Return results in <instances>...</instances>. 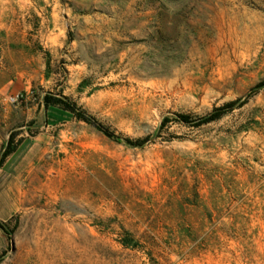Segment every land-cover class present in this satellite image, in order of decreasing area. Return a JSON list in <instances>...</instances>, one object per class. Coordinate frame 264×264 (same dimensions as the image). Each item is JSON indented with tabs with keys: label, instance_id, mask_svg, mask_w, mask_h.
Listing matches in <instances>:
<instances>
[{
	"label": "rangeland",
	"instance_id": "obj_1",
	"mask_svg": "<svg viewBox=\"0 0 264 264\" xmlns=\"http://www.w3.org/2000/svg\"><path fill=\"white\" fill-rule=\"evenodd\" d=\"M262 81L264 0H0V264H264Z\"/></svg>",
	"mask_w": 264,
	"mask_h": 264
},
{
	"label": "trees",
	"instance_id": "obj_2",
	"mask_svg": "<svg viewBox=\"0 0 264 264\" xmlns=\"http://www.w3.org/2000/svg\"><path fill=\"white\" fill-rule=\"evenodd\" d=\"M264 89V81L258 83L255 85L249 92L248 96L253 95L257 93L258 91ZM247 96V97H248ZM43 107L46 110V124L51 126H56L59 123L63 122L65 118H73L78 122H82L86 125H90L94 127V129L99 132L101 135H103L106 139L109 141L115 142V143H123L127 147L130 148H137L141 149L146 146L148 143V138L143 139H137V140H129V139H121L117 136H115L113 133L109 132L107 129L103 128L102 126L96 124L92 118L87 116L82 110L77 109L75 105H72L68 103V101L65 98H55L51 95H45L42 99ZM244 104V101H234L231 103H227L224 106H222L220 109L213 112L208 117L202 118L198 120L195 123L190 122V118L186 115H176L174 116V122L184 125V126H192V127H201L210 123H213L217 120H219L226 112L233 110L235 107H240ZM169 122L168 119H165L162 122V125H165ZM26 143L25 140L19 142L18 146H14L13 144V138H9L7 141V144L0 156V162L4 163L7 158H13L18 154L20 149L24 146ZM0 230L6 234V232L3 230L2 225H0ZM120 245L124 249H139L141 246L138 242H134L128 234H125V236L122 238ZM152 264H157L153 260H151Z\"/></svg>",
	"mask_w": 264,
	"mask_h": 264
}]
</instances>
